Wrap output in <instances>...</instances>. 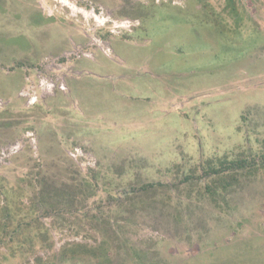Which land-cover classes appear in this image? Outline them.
<instances>
[{"label": "rangeland", "instance_id": "1", "mask_svg": "<svg viewBox=\"0 0 264 264\" xmlns=\"http://www.w3.org/2000/svg\"><path fill=\"white\" fill-rule=\"evenodd\" d=\"M16 142L0 264H264V0H0Z\"/></svg>", "mask_w": 264, "mask_h": 264}, {"label": "built area", "instance_id": "2", "mask_svg": "<svg viewBox=\"0 0 264 264\" xmlns=\"http://www.w3.org/2000/svg\"><path fill=\"white\" fill-rule=\"evenodd\" d=\"M38 80H39L38 81L39 85L33 86L30 84L25 89H22V91L20 92V95L26 97V99H28L30 103L36 101V99L38 98L41 92L50 91L55 85L58 86L57 83L43 76L42 77L39 76ZM19 147H20L19 143L16 142L8 146L6 149H3L0 152V159H3V157H5L6 155L17 152Z\"/></svg>", "mask_w": 264, "mask_h": 264}, {"label": "trees", "instance_id": "3", "mask_svg": "<svg viewBox=\"0 0 264 264\" xmlns=\"http://www.w3.org/2000/svg\"><path fill=\"white\" fill-rule=\"evenodd\" d=\"M237 160L235 161H232V162H236ZM238 166H241V165H238ZM212 172L214 173H217L219 171H221L222 169H218L217 167H212ZM129 257H130V263L131 264H142V262H139L141 256L139 255L138 252H131V254H129ZM126 264V263H125ZM129 264V263H128Z\"/></svg>", "mask_w": 264, "mask_h": 264}]
</instances>
